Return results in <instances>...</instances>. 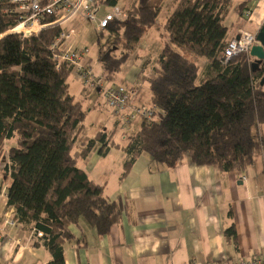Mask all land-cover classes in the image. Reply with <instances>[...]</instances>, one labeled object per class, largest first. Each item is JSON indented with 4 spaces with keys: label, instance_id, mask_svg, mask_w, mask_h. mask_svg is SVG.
Wrapping results in <instances>:
<instances>
[{
    "label": "trees",
    "instance_id": "trees-1",
    "mask_svg": "<svg viewBox=\"0 0 264 264\" xmlns=\"http://www.w3.org/2000/svg\"><path fill=\"white\" fill-rule=\"evenodd\" d=\"M119 1L99 0L97 5L114 7ZM164 1L133 0L123 8L124 22L111 20L97 33V63L106 81L121 71ZM232 1L174 0L162 24V47L154 61L158 69L146 79L150 104L163 117L141 121L122 147L127 158L120 179L141 154L167 168L188 160L237 174L253 162L260 146L254 129L264 125L263 73L252 72L253 58L246 54L223 61L230 40L224 21ZM10 10L0 3V34L16 23ZM51 21L53 17L45 20ZM60 33L49 27L34 37L0 38V155L12 142L3 171L4 179L10 178L7 206L14 208L16 224L41 233L38 240L50 254L48 264H64V244L74 238L70 226L84 222L103 237L130 209L119 195L108 199L104 186L94 183L72 155L86 112L68 90L70 70L56 69L49 51ZM200 58L206 59L201 69ZM110 134L96 133L80 157L96 144L106 147ZM224 236L236 241L233 224Z\"/></svg>",
    "mask_w": 264,
    "mask_h": 264
},
{
    "label": "crops",
    "instance_id": "crops-1",
    "mask_svg": "<svg viewBox=\"0 0 264 264\" xmlns=\"http://www.w3.org/2000/svg\"><path fill=\"white\" fill-rule=\"evenodd\" d=\"M98 1L94 6L102 15L108 8L97 5ZM132 1L120 0L117 6L123 10ZM173 2L164 1L155 24L146 30L117 74L123 84L115 85L125 88L133 105H151L149 89L141 84L147 83L146 79L158 69L154 61L163 42L160 28L170 15ZM244 3L239 13L238 6ZM246 12L251 16H246ZM84 20L78 16L68 25L76 35L68 42L73 49L87 47L79 32ZM263 22L264 0H233L224 25L232 39L239 29L257 33ZM83 62L102 75L97 60L94 62L88 51ZM197 64L201 69L206 62L200 65L198 61ZM73 77V81L67 80L70 94L82 107L84 104L93 107L95 104L89 94L92 90H85L82 85L76 89L79 79L75 74ZM103 104L106 107L105 101ZM101 119L110 128L83 133L84 123L72 155L94 183L104 186L108 199L119 195L129 203L130 209L103 237H97L84 222L70 226L74 238L64 244V264H234L264 257V125L254 129L260 143L259 151L243 174L221 172L216 166H198L188 160L167 168L141 154L128 174L120 179L127 158L122 147L139 127L132 131L134 121L127 123L111 110L109 116L102 115ZM98 132L111 133V141L106 147L96 144L85 158H81V150ZM118 135L123 136L122 144L115 140ZM111 142L119 147H111ZM11 145V141L6 142L0 155V225L5 231L0 237V264H48L51 260L48 250L32 229L16 224L15 210L7 206L10 178L4 179L3 171ZM108 169L113 173L111 180L106 176ZM7 221H13V225L7 227ZM231 224L236 241L224 236Z\"/></svg>",
    "mask_w": 264,
    "mask_h": 264
},
{
    "label": "built area",
    "instance_id": "built-area-1",
    "mask_svg": "<svg viewBox=\"0 0 264 264\" xmlns=\"http://www.w3.org/2000/svg\"><path fill=\"white\" fill-rule=\"evenodd\" d=\"M96 0H0V3L11 6L10 12L15 15L16 23L0 36L19 35L21 38L37 36L42 30L49 27H58L60 35L49 47L56 69L65 67L74 73L83 89L97 90L103 97L106 105L115 116L124 118L127 123L140 120L145 123L160 121L163 117L159 109L152 105H133L129 100V94L124 87L109 84L105 78L97 74L92 67L83 62L87 49H73L68 42L73 38L74 31L68 29V25L78 16L92 22L95 29L101 32L111 20L124 22L127 13L118 6L110 7L101 16L94 6ZM250 17L251 13L246 12ZM49 17L53 21L45 22ZM257 43L256 33L237 30L234 38L230 39L223 52V61L238 54L249 55L250 48ZM13 225V221H7L6 226ZM4 229L0 225V237ZM41 236L40 232H36ZM198 264V263H195ZM234 264H264V257L239 261Z\"/></svg>",
    "mask_w": 264,
    "mask_h": 264
},
{
    "label": "rangeland",
    "instance_id": "rangeland-1",
    "mask_svg": "<svg viewBox=\"0 0 264 264\" xmlns=\"http://www.w3.org/2000/svg\"><path fill=\"white\" fill-rule=\"evenodd\" d=\"M121 1L127 2V0H121ZM252 5H253V3L250 4V6H252ZM103 7L105 9L106 6H103ZM106 8H110V7H106ZM100 9L102 10V7ZM100 13L101 12L99 11V14H98L99 16H101ZM79 32L81 33V36L84 40L83 41L84 45L87 46L85 48L86 49L88 48L87 51L89 52V56L94 59V62H96V60L98 58V44L96 42L98 31L95 29V25L92 22L85 19L84 21L81 22V30H79ZM160 33L163 34L162 27L160 28ZM75 37H76V35L74 36L73 39H75ZM198 61H199V64L201 65L203 62H206V59L200 58ZM73 76H74V74H72V76L70 75L68 80L73 81V79H74ZM113 78L114 79L112 81H108L109 84H123V82H120V80L118 79L117 74ZM114 81L118 82V83H115ZM141 85H144V87L148 88L146 82H144ZM75 87H76V89H79V87H81V82L80 81L76 82ZM89 94L91 95L90 100H91L92 104H95V105L93 107L92 106H86L84 104V101L82 100L83 104H84L83 109L85 110V112L87 114L86 120L84 121L85 129H84L83 133H93V132H96L98 130H100V131L107 130L108 128H110V126L106 125L104 123L105 120L101 119V116L102 115L105 117L109 116L110 115V108L107 105H106V107L108 109L104 106L103 97L100 96V94H98L97 90H92V92H90ZM145 97H146V95H145ZM139 123H140V120H136L132 123V131L138 129ZM127 133L128 132H125L124 135L128 136ZM115 140H116V142H119L120 144H122L124 141L122 135H118V137L115 138ZM112 163H114L113 160H112ZM106 176L110 180L113 178V173L110 169L107 170Z\"/></svg>",
    "mask_w": 264,
    "mask_h": 264
},
{
    "label": "water",
    "instance_id": "water-1",
    "mask_svg": "<svg viewBox=\"0 0 264 264\" xmlns=\"http://www.w3.org/2000/svg\"><path fill=\"white\" fill-rule=\"evenodd\" d=\"M257 43L250 48L249 56L253 58L251 63L252 72L262 70V77L259 80V86H264V22L256 33Z\"/></svg>",
    "mask_w": 264,
    "mask_h": 264
}]
</instances>
